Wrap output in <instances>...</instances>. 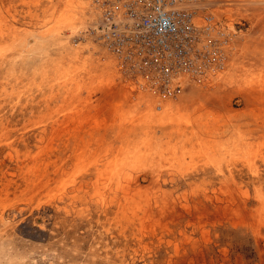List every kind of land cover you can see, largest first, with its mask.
<instances>
[{
	"label": "rangeland",
	"instance_id": "374dc122",
	"mask_svg": "<svg viewBox=\"0 0 264 264\" xmlns=\"http://www.w3.org/2000/svg\"><path fill=\"white\" fill-rule=\"evenodd\" d=\"M67 3L102 16L0 0V264H264V0L210 3L243 85L158 111ZM48 27L39 51L25 35Z\"/></svg>",
	"mask_w": 264,
	"mask_h": 264
},
{
	"label": "built area",
	"instance_id": "2783aa9c",
	"mask_svg": "<svg viewBox=\"0 0 264 264\" xmlns=\"http://www.w3.org/2000/svg\"><path fill=\"white\" fill-rule=\"evenodd\" d=\"M95 1L111 21L99 41L133 91L156 95L157 111L162 102L207 86L229 60L231 33L226 19H216L211 0Z\"/></svg>",
	"mask_w": 264,
	"mask_h": 264
},
{
	"label": "bare ground",
	"instance_id": "6f19581e",
	"mask_svg": "<svg viewBox=\"0 0 264 264\" xmlns=\"http://www.w3.org/2000/svg\"><path fill=\"white\" fill-rule=\"evenodd\" d=\"M56 2V1H55ZM95 4L97 5L98 9L100 11H102V16L100 15V12H96L95 11V7L93 4L88 3L87 6L89 8V11H91L92 14V18L89 19H84L85 14L83 13V11L78 7L74 6L71 3H67V5L62 6V9H60L62 11V15L63 18L66 17L64 19L65 23H69L68 26H72L74 24H76L75 28H79V31L83 30V29H88L87 31L89 32H99V36L97 37L98 39L101 38V36L103 37V35L110 30V26L109 24H111V21L106 19L104 16V10L101 8V5H99L95 0H94ZM64 5V4H63ZM53 7V6H52ZM94 7V8H93ZM87 11V12H89ZM100 16V17H99ZM121 17V16H119ZM81 19L82 22H79ZM100 19H103V23L101 22L100 24ZM115 21L117 22H121L122 18L117 19L116 17L114 18ZM47 22V21H46ZM45 22V23H46ZM79 24H81L79 26ZM45 26H48L47 24ZM107 30H105V29ZM101 34V35H100ZM30 36L34 42V47L39 48V51H47V49L49 48V42L55 38V36L57 35V30L55 29V27H48V29L46 30H36L34 32H29L28 34H26L25 36ZM95 35V34H94ZM33 47V48H34ZM35 49V48H34ZM79 54V53H78ZM73 57V56H72ZM233 57H230V60H232ZM236 58V57H235ZM229 60V61H230ZM96 64V63H95ZM235 64V63H234ZM245 66V65H244ZM243 65L240 66H232V68L228 69V71H223V70H218L216 72V74H211V77L214 80H224L226 82H230V81H234L236 83H241L243 85V81L240 82V80L247 75L248 72H251L249 68H244ZM239 67V68H238ZM241 67V68H240ZM239 70H236V69ZM238 71H240L241 73H239ZM86 74V73H85ZM88 74V73H87ZM89 75V74H88ZM250 75V74H248ZM87 80V79H86ZM79 81V80H78ZM228 82V83H229ZM241 88V87H240ZM239 90V89H238ZM242 91V90H241ZM224 150V149H223ZM214 155V154H212ZM184 154H180L178 157L180 159V157L183 159ZM137 157V155H136ZM175 159V158H174ZM217 160V159H216ZM143 169V168H142ZM148 171V170H146ZM156 177H158V175H156ZM158 180V179H157ZM156 180V181H157Z\"/></svg>",
	"mask_w": 264,
	"mask_h": 264
}]
</instances>
